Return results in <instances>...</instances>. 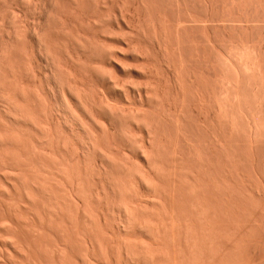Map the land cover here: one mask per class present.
I'll return each instance as SVG.
<instances>
[{
  "label": "bare ground",
  "instance_id": "6f19581e",
  "mask_svg": "<svg viewBox=\"0 0 264 264\" xmlns=\"http://www.w3.org/2000/svg\"><path fill=\"white\" fill-rule=\"evenodd\" d=\"M88 1L91 0H11V4L10 0L5 1L7 5L9 2V7L5 15L2 14L4 15L3 19L0 20V264H99L98 261L104 257L107 264H113L115 262L112 263L110 255H114L112 257L116 258L113 253L119 252L118 256L121 258L124 251L126 254L119 261L123 262V258H125L127 263L132 261V264H134V259L140 256H142L140 257L142 260H140L145 264H243L246 260L249 261V258L252 260L254 256L256 258L264 253V151L262 152L264 149V0H192L199 2L200 7L203 6L204 11L202 10L201 18H198L199 16L197 17L196 14L194 16L193 9V12L191 9V12L189 11V8L192 7L187 6L189 2L192 4L190 0H168L170 2L167 3H171V8H178L176 10H179L180 14L177 12L180 15L179 19L182 16L184 23L190 22L191 25L195 22L196 24L190 27L186 24L187 26L184 28L179 22L183 29H179L178 26L179 30H176L175 27L168 24L171 21L167 18L169 17L166 13L167 10L165 13L168 16L165 15L164 10L156 12L160 7L155 9V12L150 8L152 12L149 10V16L152 15L153 20L149 18L153 27L151 24V26L147 24L148 19L145 16L144 19L140 17L145 23L140 19L138 22L150 27L139 26L140 28H134L131 34L124 32L122 26V23L126 25L127 21L128 13H125L127 10L123 9L126 6L125 3L128 2L126 0V2H122L123 8H119L118 11L113 9L116 12L113 15L117 16H113L115 18L113 20L109 18L111 20L109 27L111 28L108 27L110 30L108 32L110 33L106 32L112 36L116 34V41L119 40L118 44L116 43L118 46L110 45V41L109 43L102 40L101 37L105 34L102 35V33L101 36L99 34L103 17L106 14L109 15L105 12L107 11L105 7H110L109 4V6L107 5L108 0H92L91 3L94 2L92 4ZM134 1L139 5L137 9L141 12V9L149 8L151 3V0ZM165 1H163L164 4ZM159 2L161 3V1ZM132 4L135 6L133 1ZM22 5L28 11L38 12L40 15L37 23L33 26L30 25L31 20L30 23H27L28 19L26 22L23 21L24 17L21 15L24 11L21 10V7L24 9V6ZM151 5L153 6V4ZM90 6H93V11ZM1 8L3 9V7ZM253 9H255L254 12L251 11ZM102 11L105 12L103 16ZM140 11L139 16L144 13L141 14ZM250 12L254 13L253 15L257 12L256 18H258L253 17L255 20L251 17L250 19ZM222 17L231 19L232 22V19H235L236 22L238 20L241 23L242 21L247 23L248 17L250 21L252 19L253 21L251 25L250 21L248 22L249 26L246 23L244 24L246 26L234 25L235 21L233 25L229 26L215 23L216 26L221 25L220 27L207 24ZM258 20L259 25H256ZM134 22L137 23L136 20ZM20 24L23 25H21L22 31L25 29L23 33L20 30ZM55 27L56 35L60 36L57 35L58 37L53 38L51 29ZM136 27L138 26L136 25ZM192 31L201 34L200 39L196 37L199 34L195 36ZM61 35L64 36H62L64 39ZM146 35H149L150 43L145 37ZM119 37L122 39L120 40ZM144 39H147L148 43ZM152 53L156 55L152 56L153 59L161 63L152 60L150 56ZM127 54H131L133 62L136 61L134 65L130 64L131 61ZM149 61L152 63L155 61L160 66L164 64V67L168 65V69L173 68L174 74L172 72V75L174 77L170 75L171 72L169 75V72L164 73L168 75H166L168 80L165 78L167 80L165 82H174L175 87L171 85L172 87H167V90L163 88L167 92H162L159 81V86L157 83L155 86L156 81L153 86L151 81L147 83H141V80L135 83L130 82L129 77L133 72L139 71L136 73L138 75L141 74L140 72L145 73L144 75L148 74L146 70L149 72L151 70L149 68H152L149 67ZM159 69L163 71L165 68L162 70L161 66ZM128 70H133V72L129 74ZM152 71L149 72L151 76H153ZM50 75L58 84V89H54L56 93L52 92L53 89L51 90L61 99L58 109H61L62 106L68 110L70 115L68 119L65 117L66 124L63 120L65 118L61 117V112H58L57 108L54 111L55 107L53 108L51 104ZM151 76L149 77L152 79ZM159 79L162 78L159 77ZM157 87L161 89L159 90ZM131 89H137L135 91L139 90V92L136 93ZM131 91L134 92L133 96L139 95L140 101L142 97L146 98L149 101H145L150 102L151 108L156 107L153 109L154 111L152 110L153 114L152 111H149L150 107L149 110L146 108L149 104H146L147 110L140 107L132 109L133 107L123 106V97L126 98L125 101H128L132 94ZM129 93L131 94L129 95ZM249 93L252 95V99L251 97L248 99ZM113 94L115 96L118 94L117 97L120 96V99L114 97ZM185 94L186 96H183ZM188 94L190 95L188 96ZM185 97L187 101L190 99L189 97L192 99L186 105L189 104L191 107L190 104L193 102L195 106L193 108L186 106L190 113L188 112L184 116L182 111L185 106H182V101L185 100H183ZM115 98L120 100L116 104L114 103ZM247 100L248 102L253 100L255 103L251 105H256L251 106V102L248 104ZM121 104L123 105L121 106ZM188 115L190 120L194 121L196 129H192L194 126L190 125L192 122ZM229 121L233 124V126L231 124L233 127L231 129L239 128L236 134L238 131L242 134L244 129L245 134L249 136L250 139L247 140L251 142V144L249 143L250 147L244 145L248 149V152L247 149H244L247 154L241 153V147H238L237 150L235 145L233 148L229 146V141L234 137L228 136L233 131L229 129ZM116 123L119 125L120 136L117 133L115 136L111 131L112 126ZM186 125L190 127L188 128ZM241 128H243L242 131ZM185 130L186 132H184ZM203 133L206 137L208 135L210 146H204L205 141L203 144L200 143L204 147L198 145V139L205 138L201 135ZM239 135L238 137H240ZM181 138L187 139L186 144L191 142L190 150L186 149L189 150L190 156H188L191 160H186L188 157L186 159L178 157V154H183L185 151V148L184 151H181L183 153L179 151L182 144L176 148L177 143L180 142L178 140ZM239 140H237L238 144ZM128 144H132L133 148L130 147L131 145L129 146L131 150L128 149ZM163 144L166 146L161 149ZM190 145L186 148H189ZM229 147L232 148H230L231 151L228 149ZM133 149L140 153L139 155L145 160L147 169L143 163L144 167L141 165L138 168V163L132 162V156L127 152L131 151L135 154ZM242 152L244 151L242 150ZM162 154L167 156L166 164L171 163L167 162L171 158L173 162L175 156H177L176 160L179 158L182 162L185 160V162H189V160L190 163L194 162L191 167H187L186 165L189 164L184 162L187 169L183 168V165L180 166V169L178 168L179 170L177 169L181 174L184 171L182 168L185 169V174L188 172L187 176L184 175L188 179V183L185 181L187 184V188H185L188 189L189 195H192L187 199L188 202H191L192 207L190 208L192 209L190 211L192 214L189 212L186 214L187 216L185 215L186 218L190 216V218L188 217L189 225H185L184 228V230L187 228L185 231L188 230L187 234L184 233L185 235L181 234L182 228H179L181 224L175 225V220L176 222L181 220L174 208L175 198L178 200V196L182 197L178 195L181 192L178 193L179 191L175 189L181 180L175 173L176 169L173 170L170 167L172 164L167 166V169L170 168L168 170L165 166H158L159 160L164 156ZM238 155L241 157L239 158ZM242 157H245V163H243L244 166L246 165L245 173H248L249 175H247L250 177L246 176V178L252 179L255 187V190L251 188L253 190L251 193H254V197L258 200L254 201L253 194L249 196L250 199L253 198V201L257 202L255 206L252 202L251 207L247 204V210L255 207V209H250L251 212L245 211L246 208L241 209L242 205H236L237 199L239 198L238 201L242 200L240 196L244 195L243 190L240 189L244 187V184L242 187L238 186L240 189L238 190L231 182L233 175H237L238 178L242 176L245 179L242 173L244 171H241L245 169L240 163L243 161ZM230 158V161L233 159L239 161L237 162L243 167L239 168L241 173L238 172L239 169H236L238 168L237 163L235 169L233 165L232 167L230 165L237 172L233 169L228 171V169L231 170L227 167ZM98 159L99 161H97ZM165 160L163 158V161ZM180 163L177 160L176 164L180 165ZM157 166L162 169L160 170ZM134 168L137 170L135 171ZM89 172L93 173L90 175L96 177V181L94 179L92 182H97L93 184L95 188L92 190L95 189V192L91 190V196L100 203H105L100 204L101 206L105 205L110 208V205L114 206V202L112 204L111 201L117 197L115 194L118 195L116 190L119 192L123 190L124 198L120 199V203L123 204L120 205L123 208L119 205V208L123 209H119L120 214H124L122 215L124 218L122 225L133 228L140 220L145 219V225L141 223L139 225L142 226L141 228L148 229L146 232L149 231V237L153 236L151 243H149L150 240H147L148 243L144 240L141 242V240L142 244L140 245L134 238L131 240L132 242L124 239L126 242H130L124 245L121 237H117L116 242H119L116 243L117 250L115 252L112 249L116 238L108 240L109 236L107 237V235L110 234L105 230L106 226L104 225L108 218L105 214H100L103 208H100L101 212L99 209L98 211L95 209L99 212L96 213L90 208L89 201L91 203V199L88 200V196V198L83 196L82 186L89 182L86 179L92 177ZM130 177L135 181L131 183V186L128 184L131 181L127 180ZM161 177L164 181L161 180ZM237 181L233 182L238 184ZM243 181L245 182V180ZM249 183L251 182L249 181ZM87 184L92 185V183ZM141 186L145 189L149 187L152 194L159 191L158 194H155V196L160 194L159 201L158 198L156 200V197L151 195L154 201L156 200L160 204L149 200L154 203L149 206L150 203L144 201L146 198L142 192L145 190ZM128 187L132 189L129 190ZM243 189L244 191L250 190V188ZM133 191L134 195H131ZM127 192L133 198L129 195L126 196ZM128 196L133 200L131 203ZM244 196L243 200L245 201L244 198L247 195ZM249 197L247 201H249ZM122 200L124 202H121ZM233 202L236 206L232 205ZM81 203H83L82 206ZM144 203H147L149 209ZM156 205H161V214ZM243 205L245 206V202ZM153 207L157 208V210L154 208L155 212ZM229 207L231 209L234 207V212ZM150 208H152V213ZM147 212H150L151 215ZM245 212L249 213L247 218L244 217L246 221L244 218L242 220L238 217V215L241 217L247 215ZM154 213L158 215L156 216ZM237 213L240 214L237 215ZM146 214L150 216L143 218V215ZM104 219L105 223L103 224ZM121 221L120 223H122ZM186 221L187 219H185V223ZM232 221L237 224H235L236 227H234L235 225L228 226ZM199 223L201 225H197ZM175 226L181 231H178ZM107 228L109 229V227ZM133 229H136L135 226ZM174 230L177 233L181 232V239L187 236L188 252L185 251V248L182 249V246L177 248L175 242L179 240V234L177 236ZM98 231L99 234L93 233ZM122 231L123 229L121 233ZM103 233L104 236H102ZM99 237L102 239L100 240ZM155 239L158 243L152 244L153 240L156 242ZM99 241L108 242L106 245L113 243L112 248ZM133 243L135 247L129 246ZM178 243L180 244V242ZM120 244L122 246H118ZM139 246L143 248V251L138 249ZM98 247L102 248L104 257ZM99 254L102 255L101 258ZM120 262L116 263L120 264ZM126 262L124 264H127Z\"/></svg>",
  "mask_w": 264,
  "mask_h": 264
},
{
  "label": "rangeland",
  "instance_id": "374dc122",
  "mask_svg": "<svg viewBox=\"0 0 264 264\" xmlns=\"http://www.w3.org/2000/svg\"><path fill=\"white\" fill-rule=\"evenodd\" d=\"M5 1L7 2V1H9V0H2V1L0 0V8L3 7V9H2V8L0 9V20H1V18L5 15V12H7V10H8L7 8L9 7V2H8V5H7V3H6ZM91 1H92V0H91ZM91 1H90V2L88 1V3H90V4L94 3V2L91 3ZM132 1L134 2L135 6L132 4ZM148 1H150V0H148ZM152 1H153V0H151V3L149 2L150 5H149V8H147L148 10H147L146 8H143V9H141V10H142V12H141L139 9H137V6H139V5H137V4H136L137 2L135 3L134 0H128V2H126V0H124V1L122 0L121 3H120V0H108L109 3H107V5L109 4L110 7H108V8L105 7V8L107 9V11H105V10H106L105 8H104L103 10H104L105 12H107L109 15H107V14L105 15V12H104V11H102V13H101L102 16L105 15V16L103 17L104 20L101 21V22H103V23H101V24H105V25H101V24H100V28H101V27H102V28H101L99 34H100V36H101L102 33H103L102 35L105 34L103 37H101L102 40L104 39V40H106V41H108V42L110 41V42H111V43L109 42L110 45L112 44V45L115 46L116 43L118 44V41H119V40L116 41V40H117V38L115 37L116 34H115V35L113 34L114 36H112V34H107V33H110V32H108V31H110L109 28H111V27H109V26H110V23H111V20L115 19L114 17L117 16V15L114 16L113 13H114L116 10L118 11L119 8H120V9L123 8V5H122L123 3H122V2H126L125 4H126L127 7L125 6L123 9L127 10L125 13H128L127 16H126V17H127V19H126V20H127V21H126V25H125V23H122V26H123V28H124L123 30H125L124 32H126V33H128V34H131V31H132L134 28L139 29L141 26L148 27V26L151 24L152 26H151V25H150V26L153 27V23H152V22L150 23V21H151V19H152V18H151L152 15L149 16V14H150V12H152L153 9H154L153 11L155 12V9H157L158 7H160V9L158 8V11H156L157 13L161 12L162 10H164V13H165V10H167L166 13H168V15H169V17H167V18H169V20L171 21V22L168 23V24H170L172 27H175L176 30L181 26V25H179V22H181L180 24H182L183 27H184V26L186 27L187 25L190 27L191 25L193 26V24H194V25L196 24L195 22L191 23V25H190V22L184 23V21H182V20H184V19H182V16H181V18L179 19V17H180V15H178V13H179L178 11H179V10L177 11L176 9H178V8L175 9V7H174V8H171V6H172V5L170 6L171 3H170V4L167 3V2H170V1H168V0H166V1H165V0H157L158 2H157L156 0H154L153 2H152ZM159 1H161V3H160ZM163 1H165V4H166V5L164 4ZM186 1H187V0H186ZM190 1L192 2V4H191L189 1H188L189 3L187 2L188 5L186 4L188 7L192 6V7L189 8V11H190V9H191L192 12H193V10H194V12H193L194 16H195V14H196L197 17L199 16L198 18H201L200 15H201V13L203 14L202 10L204 9L203 6L201 5L202 7H200V3H199V2H193L192 0H190ZM3 2H4L5 4H4ZM155 2H157V3H155ZM113 3H114L115 5H114ZM118 3H120L119 5H122V6H119V5H118V6H119V7H118V6H117ZM193 3H195V4H193ZM3 4H4V5H3ZM10 4H11V0H10ZM14 4H15V3H14ZM21 4H22V3H21ZM125 4H124V5H125ZM151 4H153L154 7H153ZM155 4H156L157 7L155 6ZM5 5H6V6H5ZM107 5H106V6H107ZM109 5H108V6H109ZM113 5H114V6H113ZM186 5H185V6H186ZM189 5H190V6H189ZM197 5H198V6H197ZM22 6H24V5H22ZM93 6H94V5H93ZM93 6H90V7H92V8H90L91 11H93L92 9H94ZM128 6H129V7H128ZM168 6H169V7H168ZM130 7H131V9H130ZM163 7H164V8H163ZM21 8H22L21 10H23L24 13H25V14L23 13L24 16L21 15L22 17H24V18H22V19H24L23 21L26 22V19H28V22H27V23H30V22L32 21V23H30V25L32 24L31 26H33L34 24H36L37 21H38V19H39V17H40V15L38 14V12L36 13V12H33V11H28V10L25 8V6H24V9H23V7H21ZM114 8H115L116 10H115ZM126 8H127V9H126ZM138 8H139V7H138ZM150 8H151L152 10H150ZM161 8H162V9H161ZM186 8H187V7H186ZM113 9H114L115 11H114ZM134 9H135V10H134ZM136 9L138 10L137 12H136ZM144 9H145V10H144ZM169 9H171V10H169ZM174 9L176 10V12L174 11ZM192 9H193V10H192ZM1 10H2V11H1ZM112 10H113V11H112ZM146 10L148 11V13L146 12ZM149 10H150V12H149ZM172 10H173V11H172ZM197 10H198V11H197ZM254 10H255V9H253V10H251V11L254 12ZM26 11H28V12H26ZM94 11H95V10H94ZM139 11L141 12V14H142L143 12H144V13H143L141 16H139ZM191 11H190V12H191ZM203 11H204V10H203ZM226 11H227V9H226ZM96 12H97V11H96ZM154 12H153V13H154ZM171 12H172V13H171ZM174 12H175V15H176L177 17L173 14ZM177 12H178V13H177ZM252 12H250L251 15L254 14V13H252ZM103 13H104V14H103ZM111 13H112V15H110ZM115 13H116V12H115ZM115 13H114V14H115ZM131 13H132V14H131ZM145 13H147L148 15L145 14ZM166 13H165V15H166ZM2 14H4V15H2ZM130 14H131V15H130ZM179 14H180V13H179ZM256 14H257V12H256L255 15H253V16L250 15V19H251V17H252V18H253V17L256 18ZM146 15H147L148 17H147ZM168 15H166V16H168ZM30 16H31V17H30ZM106 16H107V17H106ZM113 16H114V17H113ZM131 16H132V17H131ZM137 16H138L139 18H138ZM144 16H145V18L148 19V20L146 19V20H147V21H146L147 24H149V25H147V26H146V24H145V25H142V24L145 23V22L143 21ZM178 16H179V17H178ZM29 17H30V18H29ZM32 17H33V18H32ZM129 17H130L131 19H130ZM140 17H141V18L143 17V19H140ZM149 17H150L151 19H150ZM197 17H195V18H197ZM105 18H106L107 20H106ZM109 18H110L111 20H109ZM173 18H174V19H173ZM195 18H194V19H195ZM244 18H246V17H244ZM255 18H253V19H255ZM257 18H258V17H257ZM257 18H256V19H257ZM259 18H260V17H259ZM261 18H263V17L261 16ZM2 19H3V18H2ZM138 19L142 20V22H144V23H142V22L140 23V21L138 22ZM219 19H220V20H219ZM219 19H218L217 21H219L220 23H218L217 21L214 20L215 22H214V21H211V22H208L207 24H208V25H212V26H213V25L216 26L217 24H221L222 26H225V25L229 26V25H233V22L235 21V19H232V20H233V22H232V21H230L231 19H227V18L224 19L223 17H222V18H219ZM226 19H227V20H226ZM247 19L250 21L249 17H248ZM253 19L250 21L251 23L248 21L250 25L252 24ZM256 19H255V20H256ZM30 20H31V21H30ZM135 20H136L137 23L134 22ZM152 20H153V19H152ZM224 20H225V21H224ZM228 20H229V21H228ZM236 20H237V19H236ZM243 20H244V19H243ZM255 20H254V21H255ZM259 20H260V19H259ZM259 20H258V24H256V25H259ZM33 21H34V23H33ZM128 21H129V22H128ZM148 21H149V23H148ZM227 21H228V22H227ZM244 21H245V20H244ZM177 22H178V23H177ZM213 22H214V23H213ZM237 22H238V23H237ZM237 22L235 21V22H234V25L240 26V24H241V25H243V26H246V25H244V24L246 23V21H245V23H243V21H242V23H241V22H239V21L237 20ZM248 22H247L246 24L249 26ZM7 23H8V22H7ZM164 23H165V22H164ZM173 23H175V24H177V25H175V24H173ZM188 23H189V24H188ZM215 23H217V24L215 25ZM223 23H224V24H223ZM256 23H257V22H256ZM22 24H23V23H22ZM22 24H20V26H19V27H21V28H20L21 31H22V26H23ZM186 24H187V25H186ZM7 25H8V24H7ZM21 25H22V26H21ZM78 25H79V24H78ZM129 25H130V26H129ZM134 25H135V26H134ZM136 25H137L138 27H136ZM165 25L167 26V24H165ZM170 25H169V26H170ZM221 25H220V26H221ZM254 25H255V24H254ZM139 26H140V27H139ZM150 26H149V27H150ZM171 26H170V27H171ZM178 26H179V27H178ZM214 26H213V27H214ZM218 26H219V25H218ZM218 26H216V27H218ZM220 26H219V27H220ZM52 27H54V26L52 25ZM79 27H80V25H79ZM108 27H109V28H108ZM183 27H180L179 29H181V28L183 29ZM185 27H184V28H185ZM106 28H107V29H106ZM126 29H127V30H126ZM179 29H178V30H179ZM20 30H19V31H20ZM106 30H107V31H106ZM21 31H20V32H21ZM51 31H52V33H53V35H51V37L53 36V38H54L55 36L59 35V34L56 35V27H55V28H52ZM101 31H102V32H101ZM23 32H25V29L22 31V33H23ZM106 32H107V33H106ZM192 32H193V31H192ZM192 32H191V33H192ZM254 32H256V30H254ZM52 33H51V34H52ZM54 33H55V34H54ZM193 33H194V34H193ZM193 33H192V34L195 35V36H196L197 34H199V33H197V32H193ZM22 35H23V34H22ZM24 35H25V34H24ZM26 35H27V34H26ZM109 35H111V36H109ZM200 35H201V34H199V35L196 36V37H197V38L199 37L198 39H200ZM59 36H60V35H59ZM62 36H63V35H61V37H62ZM129 36H130V35H129ZM132 36H133V35H132ZM134 36H135V35H134ZM148 36H149V35H146L145 37L148 39V42H149V38H148ZM22 37H23V36H22ZM57 37H58V36H57ZM63 37H64V36H63ZM63 37H62V39H64ZM104 37H105V38H104ZM109 37H110V38H109ZM111 37H112V38H111ZM117 37H118V36H117ZM145 37H144V38H145ZM53 38H52V39H53ZM59 38H60V37H59ZM115 38H116V39H115ZM55 39H57V38H55ZM114 39H115V40H114ZM119 39L121 40L122 38L119 37ZM147 39H144V41H146ZM114 41H115V42H114ZM148 42L146 41V43H148ZM113 43H114V44H113ZM149 43H150V42H149ZM21 45H23V44H21ZM148 45H149V44H148ZM116 46H118V45H116ZM149 46H150V45H149ZM127 55H129V54H127ZM130 55H131V54H130ZM130 55L128 56V57H129V61H131L130 64L133 63L132 65H134V63H135L136 61H135V59H134L135 62H133V58H132ZM154 55H155V53H154ZM154 55H153V53L150 54L151 57L154 56ZM155 56H156V55H155ZM148 57H149V56H148ZM148 57H147V58H148ZM151 57H150V59H151ZM153 58H154V57H152V60H155V59H153ZM24 59H25V58H24ZM150 59H149V60H150ZM152 60H150V61H152ZM25 61H27V60H25ZM150 61H149V62H150ZM155 61L157 62V60H155ZM155 61H154V63H155ZM158 62H159V61H158ZM158 62H157V63H158ZM154 63L150 62V64H149V67H152V68H149V69H151L150 71H152V69H153V71H152V72H153V76H151V75H150L151 73H149L150 71L148 72L147 70H146V72L148 73V74L146 73L147 75H144L145 73L142 74V72H140L141 74L139 73L140 75H138V74H136V73H138L139 71H137V72L134 73L133 70H128V73H129V74H130V72H131V73L133 72V74L135 75V76H134L133 74H130L132 78L134 77L133 80H132L131 77H129V79H131L130 82L135 83L136 81L141 80V81H140L141 83H147V82L151 81V82H152L151 85L153 86V83L156 81V82H155V86H156V83H157V85H158V83L160 82L159 84L161 85L162 89L164 88V89H166V90H167V87H169V86H171V85H172L173 87H175L174 82H169V81H168V82H165V81L168 80V77H166V75H167L166 73L169 72V73H168V75H169L170 72H171L170 75H172V72H173V74H174V71H173L174 69L170 67V68H169L170 70H169L168 67H167L168 65L165 63L167 66L164 67V64H163V65L161 64V66H162V70H163V68H165L163 71H161V69H159V68H161V66H160L159 64H156V63H155L156 65H155ZM159 63H161V62H159ZM163 63H164V62H163ZM153 66H154V68H153ZM158 66H159V67H158ZM166 67H167V68H166ZM156 69H157V70H156ZM158 69H159V71H158ZM166 70H168V71H166ZM171 70H172V71H171ZM134 71H135V69H134ZM161 72H162V73H161ZM164 72H166V73H164ZM156 73H157V74H156ZM158 73H159V74H158ZM129 74H127V75H129ZM130 75H129V76H130ZM158 75H159V76H158ZM163 75H164V76H163ZM168 75H167V76H168ZM149 76H151V77H153V78L151 79ZM172 76H173V75H172ZM135 77H136V78H135ZM138 77H139V78H138ZM146 77H147V78H146ZM159 77L162 78V79H159ZM173 77H174V76H173ZM137 78H138V79H137ZM149 78H150L151 80H150ZM165 78H166L167 80H165ZM146 79H147V80H146ZM153 79H154V81H153ZM155 79H156V80H155ZM49 80H50V82H49V84H50V85H49V89L51 88V89H50V98L52 99L51 104H52V107H53V108L55 107V108H54V111H56V108L58 109L59 106L61 105V104H59L61 99L59 98L58 94H55V93H56L55 90L58 89V84L55 83V79H53V77L51 78V75H50V79H49ZM53 80H54V81H53ZM143 80H144V81H143ZM145 81H146V82H145ZM158 81H159V82H158ZM172 81H174V80H172ZM137 83H138V82H137ZM165 83H166V84H165ZM167 83H168V84H167ZM55 84H57V85H55ZM130 84H131V83H130ZM164 84H165L166 86H165ZM169 84H170V85H169ZM131 85H132V84H131ZM131 85H130V86H131ZM50 86H52V87H50ZM158 86H159V85H158ZM172 86H171V87H172ZM56 87H57V88H56ZM133 87H134V86H133ZM131 88H132V87H131ZM157 88H159V90L161 89L160 87H157ZM52 89H53V90H52ZM54 89H55V90H54ZM162 89H161L162 92H163V91H164V92H167L166 90H164V89L162 90ZM168 89H170V88H168ZM51 90H52V92H55V93L53 94V93L51 92ZM131 90H134V89H131ZM135 90H137V89H135ZM135 90H134V92H136ZM168 91H169V90H168ZM174 91H175V90H174ZM134 92L131 91L132 94L129 93V95L131 94L132 97L130 96V97H129L130 99H129V100L127 99L128 101H125L126 98L123 97L124 100L122 99V102H123L124 105L121 104V106H122V105H123L124 107H125V106H129L130 108L133 107L132 109L139 108V107H140V108H145V107L150 103V102H149V103L146 102V101H149V100H147L145 97H144L145 99H143V97H142L143 102H141L142 99H141V101H140V99H139V95L136 94L137 92H139V90L135 93V94L137 95V96L135 95L136 97L133 96ZM174 93L176 94V92H174ZM174 93H173V95H175ZM53 95H54V96H53ZM113 95H114V94H113ZM117 95H118V94H117ZM117 95H116V96L114 95V97H117ZM189 95H190V94H188V96H189ZM247 95H248V94H247ZM249 95H250V93H249ZM249 95H248V99H249L250 97H251V99H252V98H253L252 95H250V96H249ZM183 96H186V94L183 95ZM188 96H187V97H188ZM191 96H194V95H191ZM112 97H113V96H112ZM114 97H113V99H114ZM119 97H120V96H118L117 98H119ZM58 98H59V99H58ZM189 98H190L189 100H192L191 97H189ZM119 99H120V98H119ZM119 99L117 100V99L115 98L116 101H115L114 103L116 104L117 101H120ZM132 99H133V100L135 99L136 101H135V100H134V101H131ZM137 99L139 100V102H138ZM184 99H185V100H184ZM145 100H146V101H145ZM183 100H184V101H182V102H183L182 106H183V107L185 106V108H184L185 111H184V109L182 108L183 111H184V112L182 111V113H183V115H184V114L186 115V113H188V112L190 111V110L188 111V109H186V108H187V107H188V108H193V106H195V103L192 102L193 104L191 103V104H190L191 107H189V104L186 105L187 102H188L189 100L187 101L186 97L183 98ZM57 101H58V102H57ZM144 101H145V102H144ZM185 101H186V103H185ZM252 101H253V100H251V101L249 100V102H251L250 105L255 103L254 101H253V103H252ZM130 102H131V103H130ZM135 102H137V103H135ZM249 102H248V100H247V103H248V104H249ZM126 103H127V104H126ZM141 103H142V104H141ZM188 103H189V102H188ZM55 104H56V105H55ZM129 104H130V105H129ZM146 104H147V105H146ZM184 104H185V105H184ZM58 105H59V106H58ZM137 105H138V106H137ZM139 105H140V106H139ZM151 105H152V104H151ZM255 105H256V104H255ZM255 105H254V106H255ZM135 106H137V107H135ZM141 106H143V107H141ZM186 106H187V107H186ZM251 106H253V105H251ZM254 106H253V107H254ZM129 107H128V108H129ZM149 107L151 108L152 106H150V104H149L146 108L149 110ZM60 108H61V109H58V112H61V114H62L61 117H63V118L67 117V119H68V117H70V115H69L68 112H67L68 110L65 109V108H62V106H61ZM126 108H127V107H126ZM146 108H145V109H146ZM158 108H159V107H158ZM158 108H157V110H158ZM147 109H146V110H147ZM153 109H156V107H155V108H154V107L151 108V110H149V111L151 112ZM60 110H61V111H60ZM186 110H187V112H186ZM153 111H154V110H153ZM153 111H152V114H153ZM155 111H156V110H155ZM156 112H158V111H156ZM156 112H155V113H156ZM55 113H57V112H55ZM63 113H64V114H63ZM65 113H67V114H65ZM158 113H159V112H158ZM189 113H190V112H189ZM59 114H60V113H59ZM63 115H65V116H63ZM67 115H69V116H67ZM185 115H184V116H185ZM189 115H190V114H189ZM189 115H188V116H189ZM188 116H187V119H188ZM194 116H195V115H194ZM194 118H195V117H194ZM69 119H70V118H69ZM63 120H64L65 122H64ZM63 120H62V121L66 124V123H67V122H66V121H67L66 118L63 119ZM189 120H190V116H189ZM192 120H193V119H192ZM190 121H191V120H190ZM190 121H189V122H190ZM55 122H56V121H55ZM63 122H62V123H63ZM191 122H192V123H191L190 125H192V127H193V126H194V124H193L194 121H191ZM64 123H63V124H64ZM231 124H232V123H230V121H229V122H228V125H229V129H230L231 131L233 130V131H232V134H229V132H228L229 135H228V134H227V135H228V136H234V137H233V140H230V139H229V140H230V141H229V142H230V143H229V146H231V147L233 148V146L235 145L234 147H235L237 150L241 147V148H242V149H241V153H246V152H245V150L247 149L246 146H247V147H250V144H251V142H248V141H250V140H247V139L249 138V136L245 134V131H244L243 128H241V131H242V129H243V132H244V133L242 132V134H241L240 131H238V134H236V132H237V130H239V128H238V129H235V128H234L235 130H234V129H231V128H233V127H232L233 124H232V126H231ZM188 125H189V123H188ZM195 125H196V123H195ZM197 125H198V124H197ZM65 126H66V125H65ZM93 126H94V125H93ZM186 126H187V125H186ZM95 127H96V125H95ZM187 127H188V126H187ZM187 127H186V130H188ZM189 127H190V126H189ZM189 127H188V128H189ZM192 127H191V128H192ZM115 128H116V129H115ZM197 128L199 129V126H197ZM227 128H228V127H227ZM192 129H196V127L194 126V128H192ZM229 129H228V130H229ZM116 130H117V131H116ZM186 130H185L184 132H186ZM189 130H190V129H189ZM111 131L113 132V134H115V136H116V133H117L118 136H120V135H119V133H120V132H119V125H118L117 123H116V125L114 124V125L112 126V130H111ZM231 131H230V133H231ZM234 131H235V132H234ZM195 132H196V131H195ZM197 132H198V130H197ZM187 133H188V132H187ZM233 133H235V134H233ZM239 134H240V135H239ZM201 135H202V137L205 136L206 139H205V138H201V139H202V140H201V139L199 138V139H198V140H199V141H198L199 143L197 142L198 145H200V147H202L203 145H204V146H210V144L208 143V142H209V139L207 138L208 135H207V137H206V135H205L204 133L201 134ZM238 135H239L240 137H238ZM243 135H244V136H243ZM236 136H237V137H236ZM245 136H246V137L248 136V137L246 138ZM117 138H118V137H117ZM119 138H120V137H119ZM228 138H229V137H228ZM234 138H235V139H234ZM236 138H237V139H236ZM238 139H240V140H239V141H240L239 144H238V141H237ZM245 139H246L247 141H246ZM249 139H250V138H249ZM181 140H182V142H181ZM181 140H178V141H180V142H178V143L176 142L178 146H176V144H175V146H176V148H177V147L179 148V145L182 144V145H180V146H181V147H180L181 149L179 148V151H180V152H181V151H184V148H185V151H186V152L184 151V153L186 154V156H185V154H184L183 152H181V153H183V154H178V157H184V159H186V157H188V158L186 159V160H188V159H190V158H189L190 154H188V151H189L190 148H191V145H190L191 142H190V144L188 143L189 141L187 142V143L190 145V147H189V148H186V146H189L188 144H186V140H187V139L184 140V138H181ZM241 140H242V141H241ZM184 141H185V142H184ZM204 141H205L206 143H205ZM233 141H234V142H233ZM183 142H184L185 144H184ZM231 142H232V143H231ZM235 142H236V143H235ZM245 142H246V143H245ZM200 143H201V144L205 143V144L201 145ZM247 143H248V144L250 143V144L248 145ZM183 144H184V145H183ZM208 144H209V145H208ZM232 144H233V145H232ZM130 145H131V146H130ZM130 145H129V144L127 145V146H128V149H130V147L133 148L132 144H130ZM160 145H161V141H160ZM194 145H195V143H194ZM198 145H197V146H198ZM237 145H238V146H237ZM244 145H246V146H244ZM129 146H130V147H129ZM163 146H166V144H163L162 147H161V149L164 148ZM184 146H185V147H184ZM204 146H203V147H204ZM231 147H229L228 149L230 150ZM238 147H239V148H238ZM182 148H183V149H182ZM207 148H208V147H207ZM232 148H231V149H232ZM128 149H127V150H128ZM186 149H189V150H186ZM244 149H245V150H244ZM130 150H131V149H130ZM133 150H134V149H133ZM133 150H132V151H133ZM242 150H243L244 152H242ZM134 151H135V150H134ZM230 151H231V150H230ZM263 151H264V149L262 150V152H263ZM130 152H131V151H130ZM130 152H127V153H128L129 155L132 156V157H131V156H130V157H131V160H132V162H133L134 164H135V163H136V164L138 163V164H137V165H138V166H137L138 168L141 167V165H143V164L146 165L145 160L141 157V155H139L140 153H137V152L135 151V152L137 153V155H135L136 153L134 154V152H131V153H130ZM247 152H248V149H247ZM237 153H238V152H237ZM239 153H240V152H239ZM239 153H238V154H239ZM241 153H240V154H241ZM246 154H247V153H246ZM248 154H249V153H248ZM263 154H264V153H263ZM163 155H164V154H162V156H163ZM182 155H183V156H182ZM188 155H189V156H188ZM162 156H160V157H162ZM238 156H239V158L241 157L240 155H238ZM242 156H243V155H242ZM160 157H159V158H160ZM245 157L247 158V156H245ZM245 157H244V158H245ZM159 158H158V159H159ZM163 158H164V160H165V159H167V156L164 155V156L162 157V159H161L162 161L159 160L160 164H161L162 162H165L164 164H166V160L163 161ZM176 158H177V156H175V159H173L174 161L172 162V161H171L172 158L169 159V157H168L169 161L167 160V162H171L170 164L167 163L168 165H167V164L164 165V164L162 163L161 165L158 164V166H162V167L165 166V168L167 169V166L169 167V165L172 164L170 167H171L173 170L176 169V170H175V173L178 174V178H179V180H181V181H179L180 183L177 181L179 184H178L177 182H175V183H177V185L175 184L176 187H177V188L175 187V189H177L176 191H179L178 193L181 192V193L178 194V195L184 197L185 199L182 198V197H179V196H178V198H179L178 200H177V198H175V201H176V202L174 203V206H175L174 208H175V212H176V214H178V216H179V217H178V216H176V217H178V218L181 219L179 222H178V220H177V222H176V220H175V225L178 226V224L180 223L181 225L179 224V225H180L179 228L181 227L182 229H181V228H180V229H181L182 231H181V230H178V228H177L176 226H175V227L177 228L178 231H181V232H182V233L180 232L181 234L185 235V234H187V231H188V230L185 231L187 228H186L185 230H184V228H185L187 225H189V224H188V222H189V221H188V217L190 218V216H188V217L186 218V216H187L186 214H188L189 212H191L190 210L192 209V208H190V207H192L191 202H188L189 200H187V199H189L192 195L190 196V195H189V191H187L188 189L186 190V188H187V187H186V186H187L186 183H188V179H186V177H185L184 175L187 176V173H188V172L185 174V169H187V168L185 167V165L188 163L190 166H189V165H186V166H187V167H191V164L194 163V162L190 163V160H191V159L189 160V162H188V161L185 162L186 160L182 162V160H179V158H178V159H177L178 162H179V163L181 162V163H180V165H177V164H176V162H177ZM244 158L242 157V159H243L244 162L240 159V160L242 161V162H240V163H242V166L245 167V169H242V170L239 169V168H243V167H241L240 163H238L239 161H238V160H235V161H234V159H233V161H230L231 158H230L229 161L227 162V167L231 168L232 165H233L234 169H235L236 166L238 167V168H236V169H237V170L239 169V170H238L239 173H241V171H244V172H242V173L244 174L245 179H244L242 176H241L242 178H241L240 176H239V178H238L237 175H236V176L233 175V178H235V179H233V178L230 176V177L232 178L233 181H235V180L237 181V179H240V178L242 179V182H240L241 179L237 181V183H238L239 185L236 184V182H233V181H231V182H232L233 185H235V187L238 188V190H240V189H241V191L243 190L245 196L247 195L246 197L243 195V196L245 197V198H244L245 201H244V200H243V196L241 195L242 193H241V192H238V193H241V194H240V195H241L240 198L242 197V200L238 201L239 198H238V199L236 198V199H237V201H238L239 203L241 202V204H239V203L237 204V201H236V200H234V201H236V205H242L241 207H243V208H241V209L246 208V209H244L245 211L251 212L252 210H250V209H253V208L255 209L254 206L256 205L257 202H254V201L257 200V199L254 197V196H255L254 193H251V191H253L251 188H253V189L255 190V187L253 186L254 183L252 182V179H251V180H248V179L250 178V177L248 176L249 174H248V173H245V172H246V165H245V166L243 165V163H245ZM140 160H141V161H140ZM227 160H228V159H227ZM227 160H226V161H227ZM97 161H99V159H98ZM237 161H238V162H237ZM184 162H185L186 164H185ZM232 162H233V163H232ZM234 162H235V163H234ZM142 163H143V164H142ZM182 163H184V164H182ZM231 163H232V164H231ZM236 163H237V165L235 166ZM246 164H247V163H246ZM181 165H183V168H185V169L182 168V170H184V171L181 170V171H182V174L184 173L183 175H182L181 173H178V172H180V171H177L178 168L180 169V166H181ZM192 165H193V164H192ZM228 165H229V166H228ZM230 165H231V167H230ZM146 166H147V165H146ZM158 166H157V167H158ZM176 166H178V167L176 168ZM239 166H240V167H239ZM135 167H136V165H135ZM142 167H144V165H143ZM174 167H175V168H174ZM181 167H182V166H181ZM147 168H148V166L146 167V169H147ZM152 168H153V167H152ZM158 168H159V167H158ZM165 168H164V170H165ZM247 168H248V167H247ZM132 169H133V168H132ZM134 169H135V171L137 170L136 168H134ZM154 169H155V168H154ZM159 169H160V168H159ZM161 169H162V168H161ZM161 169H160V170H161ZM168 169H170V168H168ZM168 169H167V170H168ZM179 169H178V170H179ZM227 169H228V168H227ZM232 169H233V168H231V170L228 169V171H232ZM234 169H233V171H236V170H234ZM90 170H92V169H90ZM149 170H152V169L149 168ZM240 170H241V171H240ZM248 170H249V169H248ZM248 170H247V171H248ZM131 171H132V170H131ZM133 171H134V170H133ZM153 171H154V170H153ZM155 171H158V170H155ZM228 171H227V173H228ZM236 172H237V171H236ZM90 173H92V172H89V175H90ZM134 173H135V172H134ZM136 173H137V172H136ZM239 173H233V174H239ZM92 174H93V173H92ZM245 174H246V175H245ZM247 174H248V175H247ZM179 175H180V176H179ZM181 175H182V177H181ZM229 175H230V172H229ZM229 175H228V176H229ZM90 176H92V175H90ZM94 176H95V175H94ZM94 176H92V177L89 178V179H86V176L84 177L86 180L89 181V182H87V183H89V184L92 183V185H91V184L88 185V184L82 179V180L86 183V185H83L84 187L82 186V188H83V192H84V194H85V195L83 194V196H84V198H85V196H86V197L88 196V197H89L88 200L91 199V203L94 201V202H93V205H92V204L90 203V201H89V204L91 205L90 208H92L93 211H95V209L98 211V209H99V212H101L102 209L100 210V208H103V211H102L100 214L103 213V214H105L106 218H108V219H106V222H107L106 224H107L108 226H107L106 224H104V223H105V222H104L105 219L103 220V224L106 226V228H105V227H104V228H105V230L110 234V235H107V237L109 236V237H108V240H109V238H110V239L113 238V237H114V239L116 238V239H115V244L112 246V247H114V248L111 247V245H112L113 243H112V244H108V245H110V247H111L112 249H114L115 252H116V250H117V249H116V243H119V242H116V241H117V237H119V238L121 237L120 239L123 240L122 243H124V245H125V243H127V242L133 240L134 238H135L136 241H138L137 244H139L141 240H142L141 242H144V241L147 242V240H150L149 243H151V240H152L153 236H152V238L149 237V236H150V234H148L149 231L146 232V230H148V229H144V228H145L144 226H143L144 228H141L142 226L139 225V223H141L142 225H143V224L145 225V219H143L144 222H143V220H140L141 222L139 221L138 224H137V223H134V224H137V226L134 225L136 229H133L134 226H133V228L130 227V228H131V229H130L129 226H128L126 223H125V224H126L127 226L122 225V224L124 223V218H122V215H124V214H120V212H121L120 210L123 208V206H121V205H123V204L120 203V199H121L122 197L124 198V193H122L123 190H122V192H121V191L119 192V190H116V192L118 191V195H116L117 193L115 194V196H117V197L115 198L116 200H115V199H112V201H111V203L114 202V206H113V205H110V208H109V206L106 207L105 205H104V206H101L100 204L103 205V204H105V203H103V202L100 203V201H98L96 198H93V196H91L90 191H91L93 188H95V187H94L95 185H93V184H94V183H97V182H92V181L96 178V177H94ZM246 176H248L249 178H246ZM88 177H89V176H88ZM93 177H94V178H93ZM130 178H131V179H130ZM130 178L127 179V180H128V182L131 181V182L128 183V184H130V186H131V183H132V182H135V181L132 180V177H130ZM178 178H177V179H178ZM181 178H183V179H181ZM231 178H229V179L231 180ZM236 178H237V179H236ZM90 179H91V180H90ZM133 179H134V178H133ZM177 179H175V180H177ZM161 180H162V177H161ZM182 180H183V181H182ZM243 180H245V182H244ZM94 181H96V179H95ZM162 181H164V180H162ZM185 181H186V183H185ZM249 181H250L251 183H249ZM85 183H84V184H85ZM245 183H246V184H245ZM133 184H134V183H133ZM184 184H185V185H184ZM243 184H244V187H242ZM251 184H252V185H251ZM164 185H165V184H164ZM180 185H181L182 189H181V187H179ZM248 185H249V187H248ZM85 186H87V187H85ZM91 186H92V187H91ZM183 186H184V188H183ZM238 186H239V187H242V188L239 189ZM245 186H246V187H245ZM141 187H142V186H141ZM141 187H140V188H141ZM185 187H186V188H185ZM128 188H130V187H128ZM142 188H144V187H142ZM142 188H141V190H142ZM178 188H179V189H178ZM243 188H246V189L250 188V190L248 189V190L250 191V193H249L248 190H245V191H244ZM87 189H88V190H87ZM99 189H101V188H99ZM131 189H132V188H130L129 190H131ZM147 189L149 190V187H146V189L144 188L145 191H144V192L141 191V192H142L143 195H145L144 197H145L146 199H144V197H143L144 201L146 200L147 203H150L149 206H151V203H152V202H150L149 200L154 201V198H153V197H156L155 199L157 200V198H158V201H159L160 194L157 195V196H155V194H156V193L158 194L159 191L156 192L155 190H153V191H155V193L153 192V194H152V192H151L152 190H149V192H148ZM183 189H184V190H183ZM84 190H85V191H84ZM120 190H121V189H120ZM133 190H134V189H133ZM181 190H182V191H181ZM93 191L95 192V189L92 190V192H93ZM185 191H187L188 193H187V192L185 193ZM247 191H248V192H247ZM85 192H86V193H85ZM88 192H89V193H88ZM130 192H131V191H130ZM141 192H140V193H141ZM87 193H88V195H87ZM149 193H150V194H149ZM161 193H162V191H161ZM174 193H175V191H174ZM246 193H248L249 195L246 194ZM122 194H123V195H122ZM151 194L153 195V197H152ZM187 194L189 195V197H188ZM251 194H253L252 197H254V201H253V198H252V197H251L252 199H250V197H249ZM92 195H93V193H92ZM120 195H122V196L120 197ZM127 195H129V192H127L126 196H127ZM131 195H134V191H133V193H132ZM131 195H129V196L131 197ZM148 195H151V196L148 197ZM183 195H184V196H183ZM237 195L239 196V194H237ZM115 196H114V197H115ZM129 196H128L127 198H128V200L130 201V203H131V201H133V200L130 199ZM158 196H159V197H158ZM175 196H176V195H175ZM233 196H234V195H233ZM235 196H236V195H235ZM238 196H237V197H238ZM88 197H87V198H88ZM118 197H119V198H118ZM176 197H177V196H176ZM248 197H249V201L251 200V202L247 201V200H248V199H247ZM131 198H133V197H131ZM147 198H149V199H147ZM150 198H151V199H150ZM232 198H233V197H232ZM94 199H96V200H94ZM181 199H182V201H181ZM214 199H215V198H214ZM233 199H234V198H233ZM92 200H93V201H92ZM113 200H115V201H113ZM128 200H127V201H128ZM156 200H155V201H156ZM148 201H149V202H148ZM155 201H154V202H155ZM184 201H185V202H184ZM190 201H191V199H190ZM232 201H233V200H232ZM246 201H247L248 203H247ZM257 201H258V200H257ZM82 202H84V201L82 200ZM117 202H118V203H117ZM121 202H124V201L122 200ZM187 202L190 203V204H188ZM193 202H194V201H193ZM244 202H245V206L243 205ZM252 202H253V204H254L253 208H249V209L247 210V207H248L247 204H249V205H250L249 207H251V206L253 205ZM111 203H110V204H111ZM147 203H144V204L147 205ZM186 203H187V204H186ZM112 204H113V203H112ZM120 204H121V205H120ZM152 204H154V203H152ZM155 204H160V202L157 203V201H156ZM179 204H180V205H179ZM184 204H185V205H184ZM82 205H83V203H81V206H82ZM98 205L101 206V207H99ZM119 205L122 207V208L120 207L121 209L119 208ZM163 205H165V204L163 203ZM183 205H184V206H183ZM189 205H191V206H189ZM232 205H235L234 202H233ZM236 205H235V206H236ZM92 206H93V207H92ZM116 206H117V207H116ZM152 206H155V205H152ZM160 206H161V205H160ZM160 206H159V205H156V207L159 208V209H158V210L160 211L159 213L161 214V211H162V210H161ZM182 206H183V209L181 210ZM95 207H96V208H95ZM105 207H106V208H105ZM147 207H148V205H147ZM156 207H153V211H154V208H156ZM177 207H178L179 210L177 209ZM231 207H232V206H231ZM237 207H238V206H237ZM104 208H105V211H104ZM184 208H185V209H184ZM189 208H190V209H189ZM229 208H230V207H229ZM233 208H234V207H233ZM233 208H232V209H233ZM238 208H239V207H238ZM109 209H110V210H109ZM116 209H117L118 211H117ZM119 209H120V210H119ZM143 209H144V208H143ZM148 209H149V207H148ZM151 209H152V208H150V212H151ZM187 209H188V210H187ZM230 209H231V208H230ZM232 209H231V210H232ZM234 209H235V208H234ZM234 209L232 210V212H234ZM107 210H108V211H107ZM122 210H123V209H122ZM155 210H157V208H156ZM177 210H178V211H177ZM180 210H181V211H180ZM184 210H187V211H185L186 213L184 212ZM214 210H215V209H214ZM249 210H250V211H249ZM97 211H95V212H96V213H99V212H97ZM110 211H111V212H110ZM119 211H120V212H119ZM145 211H146V210H145ZM147 211H148V210H147ZM179 211H180V212H179ZM105 212H106V213H105ZM107 212H108V213H107ZM150 212H147V213H149V214L151 215L152 212H151V213H150ZM154 212H155V211H154ZM178 212H179V213H178ZM183 212H184V213H183ZM235 212H236V211H235ZM240 212H243V211H240ZM109 213H110V214H109ZM111 213H112V214H111ZM122 213H123V212H122ZM156 213H158V212H156ZM156 213H154V214L156 215ZM106 214H107V215H106ZM108 214H109V215H108ZM118 214H119V215H118ZM154 214H153V215H154ZM179 214H180V215H179ZM182 214H184V216H185V215H186V216H185V217H184V216H181ZM191 214H192V212H191ZM238 214H240V213H237V215H238ZM243 214H244V213H243ZM245 214H247V215H245V216L243 215L242 217H241V215H238V217H240V219H242V218H244V217L247 218L249 213H246V212H245ZM110 215H111V216H110ZM115 215H116V216H115ZM150 215H148V214L143 215V218H144V216H147V217H148V216H150ZM155 215H154V216H155ZM157 215H158V214H157ZM157 215H156V216H157ZM237 215H236V216H237ZM101 216H102V215H101ZM236 216H235V217H236ZM151 217H152V216H151ZM160 217H161V216H160ZM181 217H183L184 219L181 218ZM113 218H114L115 220H114ZM121 218H122V219H121ZM145 218H146V217H145ZM178 218H176V219H178ZM119 219H120V220H119ZM146 219H148V218H146ZM185 219H187L186 223H185ZM237 219H238V218H237ZM248 219H249V218H248ZM121 220H123V221H121ZM242 220H243V219H242ZM244 220L246 221L245 218H244ZM120 221H121L122 223H120ZM235 221H237V220H235ZM142 222H143V223H142ZM226 222H228V221H226ZM226 222L224 223V225L227 224ZM118 223H119L120 225H119ZM230 223H231V222H230ZM232 223H233V221H232ZM232 223H231L230 225L228 224V226H231V225L234 226V225L236 224V223H233V224H232ZM110 224H111V226H110ZM202 224L204 225V223H202ZM185 225H186V226H185ZM197 225H201V224L199 223V224H197ZM203 225H202V226H203ZM224 225H223V226H224ZM236 225H237V224H236ZM236 225H235L234 227H236ZM118 226H120V227H118ZM122 226H123L124 228H127V227H128L127 229H129V231H127V229L124 230V228H123ZM182 226H183V227H182ZM225 226H226V225H225ZM228 226H227V227H228ZM107 227H109V229H108ZM120 228H121V229H120ZM176 228H175V229H176ZM229 228H230V227H229ZM110 229H111V230H110ZM122 229H123V231H122L123 234L121 233V230H122ZM227 229H228V228H227ZM230 229H234V228L231 227ZM235 229H236V228H235ZM105 230H104V231H105ZM109 230H110V231H109ZM118 230H119L120 232H119ZM144 230H145V231H144ZM184 231H185V232H184ZM231 231H232V230H231ZM117 232H118V233H117ZM128 232H129V233H128ZM130 232H131V233H130ZM93 233H95V234L98 233V234H99V231H98V232H93ZM100 233H101V232H100ZM119 233H120V234H119ZM174 233H175L176 235L179 234V238H178L179 240H183V241H179V240H178V241L175 242L176 245H177V248L180 247V246H182V249L185 248V251L188 252V251H189V246H188V239H187V236H186L185 238L182 237V239H181V238H180V237H181V236H180V233L175 232V230H174ZM184 233H185V234H184ZM118 234H119V235H118ZM132 234H133V235H132ZM188 234H189V233H188ZM105 235H106V233H105ZM111 235H113V236H111ZM144 235H145V237H146L147 239L144 237ZM147 235H148V236H147ZM183 235H182V236H183ZM102 236H104V233L102 234ZM115 236H116V237H115ZM129 236H130V237H129ZM177 236H178V235H177ZM96 237H97V236H96ZM100 237H101V235H100ZM100 237H99V238H100ZM107 237H105V238L107 239ZM128 237H129V238H128ZM223 237H224V236H223ZM103 238H104V237H103ZM176 238H177V237H176ZM176 238H175V239H176ZM101 239H102V238H100V240H101ZM106 239H105V240H106ZM114 239H113V241H114ZM124 239H125V240L127 239V240H129V241L126 242ZM137 239H138V240H137ZM218 239H219V238H218ZM218 239H217V240H218ZM135 240H134V243L136 242ZM143 240H144V241H143ZM155 240H156V239H155ZM166 240H167V239H166ZM176 240H177V239H176ZM220 240H221V239H220ZM222 240H223V239H222ZM224 240H225V239H224ZM97 241H98V237H97ZM124 241H125V242H124ZM218 241H219V240H218ZM99 242H101V241H99ZM102 242H103V241H102ZM102 242H101V243H102ZM104 242H105V241H104ZM106 242H107V241H106ZM131 242H132V241H131ZM152 242H153L152 244L158 243L157 240H156V242H155L154 240H153ZM177 242H180L181 245H180L179 243L177 244ZM181 242H182V243H181ZM215 242H217V241L215 240ZM107 243H108V242H107ZM107 243H102V244H105V245H106ZM120 243H121V241H120ZM129 243H130V242H129ZM134 243H133V245H129V246H132V247L134 246V247H135V244H134ZM147 243H148V242H147ZM127 244H128V243H127ZM141 244H142V243H140V245H141ZM166 244H167V243H166ZM108 245H106V246L108 247ZM178 245H179V246H178ZM118 246H122V244H120V245H118ZM127 246H128V245H127ZM183 246H184V247H183ZM185 246H187L188 248L185 247ZM100 247L104 248V246H101V245H100ZM110 247H109V248H110ZM102 248H99V247H98V249L100 250V252L102 253V255H103V257H104V254H103V252H102V250H101ZM117 248H119V247H117ZM136 248H137V245H136ZM138 249H139V250H142L143 248H142V247L140 248V246H139ZM187 249H188V250H187ZM109 250H110V249H109ZM139 250H138V251H139ZM177 250H180V249H177ZM142 251H143V250H142ZM98 252H99V251H98ZM124 252H125V251H124ZM124 252L121 254L123 257H124L125 254H126V253L124 254ZM101 253H100V254H101ZM116 253H117V252H116ZM116 253H113V254H115V257H116V258H113L114 255H112V254L110 255V257H111V259H112V263L115 262V263H113V264H118V263L120 262L119 260L122 259V256H121V258L118 256V253H119V252H118L117 254H116ZM100 254H99V255H100ZM102 255H100L99 257L101 258ZM119 255H120V253H119ZM262 255H264V253L260 254V255H259L260 257H259V256H256V258H255V256H254L255 259L253 258V259L251 260V258H249V259H248L249 261H247V260H246V261L248 262V264H254V263H255V264H264V256H263V258H262ZM112 256H113V257H112ZM117 256H118V257H117ZM140 257H142V256H140ZM140 257H136V259H134L135 261H133V263H134V264H136V263L139 264L140 261L142 260V258H140ZM104 258H105V257H104ZM104 258H101L100 261H98V263H99V264H103V263L105 262V259H104ZM119 258H120V259H119ZM137 258H138V259H137ZM257 258H258V259H257ZM259 258H262V259L260 260ZM115 259H116V260H115ZM140 259H141V260H140ZM124 260H125V258H123V262L121 261L120 264H124V263L126 262V260H125V262H124ZM137 260H138V262H136ZM246 261H245V263H243V264H247ZM250 261H251V262H250ZM256 261H257V262H256ZM100 262H103V263H100ZM116 262H118V263H116ZM135 262H136V263H135ZM249 262H250V263H249ZM259 262H260V263H259ZM105 263H106V262H105ZM105 263H104V264H105ZM126 263H127V262H126ZM128 263H131V264H132V261H129ZM128 263H127V264H128ZM142 263L145 264L143 261H141V264H142ZM106 264H107V263H106Z\"/></svg>",
  "mask_w": 264,
  "mask_h": 264
}]
</instances>
